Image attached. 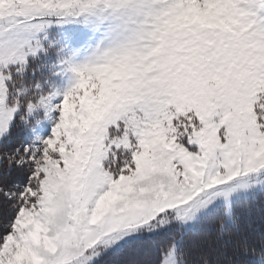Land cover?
<instances>
[{
  "label": "snow or ice",
  "instance_id": "6c2138e0",
  "mask_svg": "<svg viewBox=\"0 0 264 264\" xmlns=\"http://www.w3.org/2000/svg\"><path fill=\"white\" fill-rule=\"evenodd\" d=\"M18 116L53 127L0 147V264H264V0H0Z\"/></svg>",
  "mask_w": 264,
  "mask_h": 264
},
{
  "label": "rangeland",
  "instance_id": "374dc122",
  "mask_svg": "<svg viewBox=\"0 0 264 264\" xmlns=\"http://www.w3.org/2000/svg\"><path fill=\"white\" fill-rule=\"evenodd\" d=\"M58 29H53L52 32H57ZM55 61V57H52L51 59L48 57H45L43 60H37L32 63V67H37L38 64H47L48 67H44L40 70H38L35 74V76H32L31 79L33 81L36 80H45L47 79L52 86L59 87L61 91H68L72 87H75L76 83L78 82L77 77L73 73H68L67 75H53L52 73L55 71V68L52 67V64ZM49 85H45V87H48ZM53 127L52 121L48 119H41L40 123L35 126L34 129H30V132L34 139H36L38 136H47L51 133Z\"/></svg>",
  "mask_w": 264,
  "mask_h": 264
},
{
  "label": "trees",
  "instance_id": "16d2710c",
  "mask_svg": "<svg viewBox=\"0 0 264 264\" xmlns=\"http://www.w3.org/2000/svg\"><path fill=\"white\" fill-rule=\"evenodd\" d=\"M23 129L24 124L19 120L18 116L16 122L13 125V132L11 133L10 138H6V140L0 144V147H2L4 150H11L19 145L32 143L35 139L32 136L30 130L27 134H25ZM139 259H144V257L142 256Z\"/></svg>",
  "mask_w": 264,
  "mask_h": 264
}]
</instances>
